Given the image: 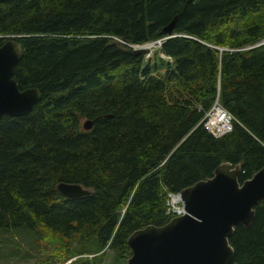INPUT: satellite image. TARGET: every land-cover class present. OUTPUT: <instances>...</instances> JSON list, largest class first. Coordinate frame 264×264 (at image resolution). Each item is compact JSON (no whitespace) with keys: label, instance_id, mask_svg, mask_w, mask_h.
Here are the masks:
<instances>
[{"label":"trees","instance_id":"1","mask_svg":"<svg viewBox=\"0 0 264 264\" xmlns=\"http://www.w3.org/2000/svg\"><path fill=\"white\" fill-rule=\"evenodd\" d=\"M9 37L12 78L40 99L0 118V235H41L62 263L123 264L132 232L172 218L168 195L220 163L239 165L238 183L264 167V0H4ZM155 41L159 76L129 47ZM215 98L232 118L219 138L202 126ZM59 183L91 194L63 198ZM228 244L229 264H264V201Z\"/></svg>","mask_w":264,"mask_h":264},{"label":"water","instance_id":"2","mask_svg":"<svg viewBox=\"0 0 264 264\" xmlns=\"http://www.w3.org/2000/svg\"><path fill=\"white\" fill-rule=\"evenodd\" d=\"M4 1V0H0ZM174 19L161 29L164 39L172 34ZM155 46L159 41L152 42ZM264 44V41L254 47ZM134 55H145L148 49L129 46ZM22 51L13 38L0 45V118L28 115L40 99L35 88L20 90L13 80V69ZM92 120H84L83 131L91 129ZM238 164L220 163L211 177L199 180L181 190L175 197L183 214L172 217L161 226H145L126 239L130 255L123 264H229L232 249L228 238L237 225L249 226L253 207L264 201V167L238 183ZM56 192L75 199L91 194L76 184L59 183Z\"/></svg>","mask_w":264,"mask_h":264},{"label":"rangeland","instance_id":"3","mask_svg":"<svg viewBox=\"0 0 264 264\" xmlns=\"http://www.w3.org/2000/svg\"><path fill=\"white\" fill-rule=\"evenodd\" d=\"M148 53L143 55V66L148 65L151 75L159 76L164 72L163 64H170L158 51L159 46L150 47V44L143 45ZM143 47V48H144ZM163 63V64H162ZM83 120H80V126ZM167 213L179 207L172 196L168 195L166 200ZM56 245L48 244L41 235L26 231H11L0 235V264H73L79 257H72L62 263L61 258L65 254H54ZM98 255V254H96ZM93 255L84 257L91 258ZM110 254H107L109 257ZM106 262V261H105Z\"/></svg>","mask_w":264,"mask_h":264},{"label":"built area","instance_id":"4","mask_svg":"<svg viewBox=\"0 0 264 264\" xmlns=\"http://www.w3.org/2000/svg\"><path fill=\"white\" fill-rule=\"evenodd\" d=\"M231 120L230 115L220 107L218 99L215 98L202 119V126L213 138H219L230 132ZM172 213H179V209H174Z\"/></svg>","mask_w":264,"mask_h":264},{"label":"flooded vegetation","instance_id":"5","mask_svg":"<svg viewBox=\"0 0 264 264\" xmlns=\"http://www.w3.org/2000/svg\"><path fill=\"white\" fill-rule=\"evenodd\" d=\"M177 202L179 203V207H177L176 209H179V213H172V217L179 216V215L183 214L181 203L179 202V200Z\"/></svg>","mask_w":264,"mask_h":264},{"label":"bare ground","instance_id":"6","mask_svg":"<svg viewBox=\"0 0 264 264\" xmlns=\"http://www.w3.org/2000/svg\"><path fill=\"white\" fill-rule=\"evenodd\" d=\"M147 44H150V47H153L154 46V44L153 43H147ZM145 45V44H144ZM144 47V46H143ZM145 48V47H144ZM147 48H148V50H149V46H147ZM146 49V48H145ZM226 111V110H225ZM232 129V128H231ZM170 196H172V198H173V201L174 202H177L178 200H177V198L175 197V195H170Z\"/></svg>","mask_w":264,"mask_h":264}]
</instances>
